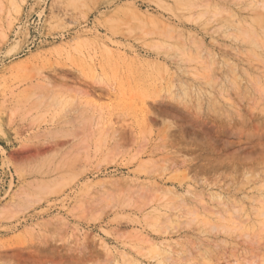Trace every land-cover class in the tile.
I'll return each instance as SVG.
<instances>
[{
    "label": "rangeland",
    "instance_id": "obj_1",
    "mask_svg": "<svg viewBox=\"0 0 264 264\" xmlns=\"http://www.w3.org/2000/svg\"><path fill=\"white\" fill-rule=\"evenodd\" d=\"M0 264H264V0H0Z\"/></svg>",
    "mask_w": 264,
    "mask_h": 264
}]
</instances>
